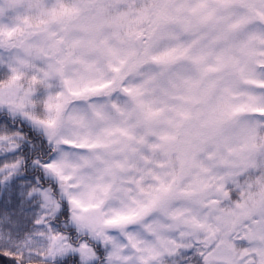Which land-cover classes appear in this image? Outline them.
<instances>
[{"label":"snow or ice","instance_id":"1","mask_svg":"<svg viewBox=\"0 0 264 264\" xmlns=\"http://www.w3.org/2000/svg\"><path fill=\"white\" fill-rule=\"evenodd\" d=\"M0 264H264V0H0Z\"/></svg>","mask_w":264,"mask_h":264}]
</instances>
